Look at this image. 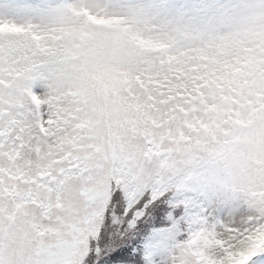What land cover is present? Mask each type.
I'll use <instances>...</instances> for the list:
<instances>
[{
    "label": "snow or ice",
    "instance_id": "obj_1",
    "mask_svg": "<svg viewBox=\"0 0 264 264\" xmlns=\"http://www.w3.org/2000/svg\"><path fill=\"white\" fill-rule=\"evenodd\" d=\"M258 2L210 47L150 39L122 0H61L47 29L0 7V264H146L144 216L169 211L150 264H264V192L236 227L167 203L264 119Z\"/></svg>",
    "mask_w": 264,
    "mask_h": 264
},
{
    "label": "clouds",
    "instance_id": "obj_2",
    "mask_svg": "<svg viewBox=\"0 0 264 264\" xmlns=\"http://www.w3.org/2000/svg\"><path fill=\"white\" fill-rule=\"evenodd\" d=\"M216 0H122L125 8L139 11L143 17L139 28L143 35L156 42L168 43L175 40L181 44L210 47L219 44L225 32H210L199 37L203 22L200 19L207 6ZM234 4L236 0H223ZM61 0H7L4 7H12L22 13H31L45 29L49 27L46 18L60 7ZM261 5L252 0L245 8V15L259 12ZM28 23V22H26ZM36 24L35 22H31ZM120 35L124 36L122 30ZM227 162L208 163L204 176L197 169H191L179 183L186 185L204 179L219 190L234 196L249 198L251 193L264 192V119L257 120L243 131L242 139L229 146ZM211 159V157H209Z\"/></svg>",
    "mask_w": 264,
    "mask_h": 264
},
{
    "label": "rangeland",
    "instance_id": "obj_3",
    "mask_svg": "<svg viewBox=\"0 0 264 264\" xmlns=\"http://www.w3.org/2000/svg\"><path fill=\"white\" fill-rule=\"evenodd\" d=\"M6 2L7 0H0V7H4V3ZM70 2L80 3L82 0H70ZM251 2L252 0H236L234 4H230V6L228 5L230 9L240 14L233 21H220L214 19L207 13L206 10H204V13L200 18L203 22V26L197 35L199 37H203L208 35L210 32L222 31L226 33L236 30L239 24L242 23V14L244 13L247 4ZM10 17L18 23H39V20L31 13H22L19 10L11 13ZM203 175L206 176L207 172H204ZM199 181L200 179L198 180V183ZM201 182L202 183H200L199 186L203 188V193L198 194L196 198H188L187 196H183L185 198L183 199L181 197L182 202H184V205L187 207V212H191L192 214L197 213V217H205L209 222L216 223L218 226H239L248 212L246 204L247 199L243 196L237 197L230 192L219 190L217 187L208 183L204 179H201ZM188 190H190L189 187L187 188V191ZM184 191H186V189ZM183 193L186 192L181 191L179 196ZM178 226L179 224L175 223L170 227L153 231L151 243L148 245L149 258L153 254V250L157 247L159 242L168 235L172 234L174 229H178ZM156 264H167V257L162 256L161 259L156 262Z\"/></svg>",
    "mask_w": 264,
    "mask_h": 264
},
{
    "label": "trees",
    "instance_id": "obj_4",
    "mask_svg": "<svg viewBox=\"0 0 264 264\" xmlns=\"http://www.w3.org/2000/svg\"><path fill=\"white\" fill-rule=\"evenodd\" d=\"M207 167V164L202 165L198 168H196L198 171H200L202 174L205 172L204 169ZM202 183L201 179L198 183V180H196L194 183L186 184L181 191L186 192L179 196V192L172 195L167 203L171 207H175L178 203L180 205V211L183 214V218L187 220L188 218H194L197 217V213H191L187 212V207L184 205V202H182L181 197L185 199L183 196L194 197L196 198L198 194L203 193V188L199 186V184ZM189 187L190 190L187 191V188ZM186 189V191H184ZM194 191V192H192ZM185 206V207H184ZM185 208V209H184ZM143 224L147 225V230L144 232L143 235V241H142V247L145 252V258H146V264H150L149 260V243H151V236L153 234V231L159 230L162 228L170 227L175 223L180 224V221L176 219V217L173 215L171 211H169L165 216L157 218L154 213H147L144 216V219L142 221Z\"/></svg>",
    "mask_w": 264,
    "mask_h": 264
}]
</instances>
